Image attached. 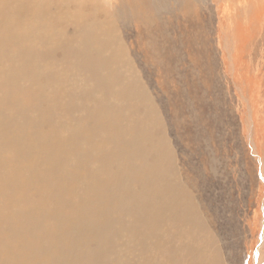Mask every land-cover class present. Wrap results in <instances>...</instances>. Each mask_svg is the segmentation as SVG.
<instances>
[{
    "label": "rangeland",
    "instance_id": "1",
    "mask_svg": "<svg viewBox=\"0 0 264 264\" xmlns=\"http://www.w3.org/2000/svg\"><path fill=\"white\" fill-rule=\"evenodd\" d=\"M13 1L8 10L24 0ZM34 2L36 11L53 12L45 34L54 39L42 45L45 49L81 28L107 34L105 43L127 63L123 72L134 76L146 96L142 115L136 104L117 101L123 124L144 115L155 118L161 151L142 159V171L154 168L145 174L146 186L175 190L163 216L158 213L157 229L147 233L143 211L160 198L141 194L143 183L135 173L119 175L110 187L111 202L122 203L107 211L111 233L98 264H264V0ZM28 9L33 10L31 0ZM34 13L27 19L37 21ZM114 88L121 90L117 83ZM99 101L100 107L116 103ZM69 133L66 128L61 135ZM121 187L119 196L113 193ZM128 192H135L142 213L133 212ZM165 208L175 209L169 214Z\"/></svg>",
    "mask_w": 264,
    "mask_h": 264
},
{
    "label": "bare ground",
    "instance_id": "2",
    "mask_svg": "<svg viewBox=\"0 0 264 264\" xmlns=\"http://www.w3.org/2000/svg\"><path fill=\"white\" fill-rule=\"evenodd\" d=\"M32 2V11L28 0L11 11L6 8L14 5L11 0H0V264H98L111 233L107 211L122 203L111 202L110 187L119 175L135 173L132 177L143 183L139 192L160 198L143 211L146 232L157 229L165 201L175 190L152 184L150 191L146 186V175L154 168L142 171V159L161 151L154 117L123 124L117 101L136 104V113L142 115L141 98L146 96L134 76L123 72L127 63L105 43L107 34L81 28L76 36L58 37L45 49L48 45H42L53 38L45 34L53 12L36 11ZM31 12L37 21L27 19ZM90 79L89 87L85 83ZM115 83L121 87L118 92ZM114 98L111 107L99 106V100L109 103ZM66 128L70 133L64 137ZM121 190L113 193L119 196ZM134 193L128 192L126 199L134 198L133 212L142 213Z\"/></svg>",
    "mask_w": 264,
    "mask_h": 264
}]
</instances>
